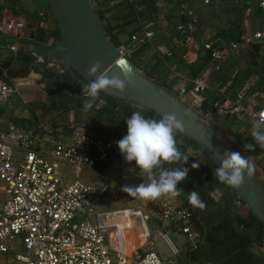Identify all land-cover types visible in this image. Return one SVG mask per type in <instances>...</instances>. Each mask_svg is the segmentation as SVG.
<instances>
[{
    "label": "crops",
    "instance_id": "obj_1",
    "mask_svg": "<svg viewBox=\"0 0 264 264\" xmlns=\"http://www.w3.org/2000/svg\"><path fill=\"white\" fill-rule=\"evenodd\" d=\"M21 1L25 10L29 12L38 10L36 0ZM239 3L248 6V18L245 22L246 33L264 31V11L260 10H264V6L261 5V0H213L210 5L204 4L202 0H158L160 12L156 21L147 24L150 25L148 26L149 29L154 32V37L147 46H141L135 51L133 55L136 61L135 67L152 80L154 84L171 94L174 99L178 98L182 89L193 83L192 73L186 67L197 68L201 64V56L205 54V50L200 44L201 39H212L220 30H227L230 22L236 17L234 8ZM39 12L44 15L40 26L47 29V37L41 42L38 41V43L50 47L62 43L61 33L58 34L60 31L59 25L50 8H45ZM9 13L13 19L18 18L4 6V1L0 0V20L10 18V16L7 18ZM184 14L186 16L196 15L199 19L196 34L197 42L193 46H187L184 43L183 37L177 29ZM132 30L133 27H127L116 32L122 45L130 44ZM35 32L25 26L17 33H0L4 39L3 42H0V81L6 80V77L19 79L24 85L23 87L28 88L25 90L27 92L24 98L22 95L21 97L13 96L7 103L0 106V129H6L10 123L37 129L39 138L36 149L47 156L53 150L56 142L71 143L75 131L78 130L92 135L103 134L109 136L116 144V149L119 150L117 142L127 135L126 120L134 112H140L146 118L160 119L154 112L155 116H150L147 113V110L150 109L105 93L101 97L105 99L106 105H99V107H93L91 110L85 111L83 105L86 99L78 96V90L86 80L79 74L70 71L72 81L69 82L60 72L66 68H59L54 62L49 63L45 70L37 67L40 70L38 72L31 70L24 77H22L23 75L18 78L10 77L8 72L14 66L12 58H15V56L7 46L18 44V52L22 49L27 52L25 47L21 45L22 40L19 39L33 40V33ZM8 36L17 38V40L8 42ZM222 67L224 68L223 71L215 72L211 68L205 73V77L208 78L210 84L209 91H214L216 94L221 93L223 80L226 77L233 79L235 76V83L239 85L235 91L224 92V102L227 99L234 100L238 92L244 88L247 91L244 103L248 108L254 111L261 108L264 104L260 97L261 94H264V43L256 44L252 49L248 48L233 52ZM74 76L79 78L77 85H72L75 79ZM233 81L234 79L228 81L224 88L230 89ZM71 85L76 86V89L70 90ZM33 89L39 92L35 95L30 94L29 90ZM44 90H47V100H45L44 94L42 96ZM31 95L34 96V101L45 106L41 107L44 111V120H41L38 114L29 115L23 109V106H26L28 102L26 98ZM202 101L201 97L188 94L182 105L199 121L209 125L213 119L202 117L197 110L203 103ZM97 103L99 102L97 101ZM46 109L47 112H45ZM34 118H36V121ZM225 119L227 120V126H223V128L243 135L246 141L255 142L251 136L255 122L248 115L240 118L237 116L225 117ZM40 124L46 128V132L39 129ZM223 131L225 130L223 129ZM190 141L192 140L181 135L177 140V146L189 157L188 163L184 165L188 169V178L183 182H188L191 191H202L199 196L206 207L203 210L199 209L200 212H197L196 208L193 207L194 216L196 215L198 219V221L194 220L193 224L197 229L204 231L205 238L196 250L191 251L190 243L184 236L178 233L173 234V240L180 250V255L177 257L178 264H264V229L260 226L261 223L249 218L251 213L249 208L238 199L233 200L231 212L227 209L229 213L225 214L223 211L224 204L219 202V198L215 199L216 193L210 192L208 187L203 188L206 179L215 173L214 163L212 162V164L209 159L204 157L201 149L195 147ZM197 154L201 155L200 161L204 170L202 175L194 178L190 175V169L195 162L193 157ZM121 162V152L115 150L108 162L98 164L94 169L83 172V176L88 183H94L98 188L102 185L109 188V192L104 193L95 205V213L124 210L138 204L155 216V222H149L151 230L157 227L171 229L169 223L158 219L155 205L166 201L174 207L189 209L187 204L189 203L188 195L190 193L180 183L178 188H180L181 194L178 197L162 196L155 201L130 197L121 191V186L125 184L138 185L147 182V178L141 176L138 172L123 176L118 180L113 179L112 176ZM178 167H183V164L165 165V168L169 169ZM61 176L65 184L74 180L71 170L67 167L61 170ZM0 190L5 192L3 186H0ZM91 221L96 222V215L91 218ZM143 231L144 228L140 218H132L130 228L126 231L129 236L126 240L129 250L139 249L142 253L150 250L143 237ZM156 250L165 258L171 257L170 249L164 242H159Z\"/></svg>",
    "mask_w": 264,
    "mask_h": 264
},
{
    "label": "built area",
    "instance_id": "obj_2",
    "mask_svg": "<svg viewBox=\"0 0 264 264\" xmlns=\"http://www.w3.org/2000/svg\"><path fill=\"white\" fill-rule=\"evenodd\" d=\"M211 1L203 0L206 5ZM261 5L264 6V0ZM198 24V17L191 15V22L178 25L187 46L196 44ZM25 26L23 19L15 18L7 26L1 23L0 33H11L12 30L17 33ZM148 26H142L133 34L130 44L118 47L122 56L131 60L137 48L152 41L154 32ZM260 43H264V31L247 32L239 42L225 46L218 39L202 38L200 41L202 48L211 51L217 63L215 72L220 71L233 52ZM7 48L16 58L18 44ZM89 82L85 81L79 87L81 98L88 99L83 89ZM23 86L19 79L6 77L0 81V106L13 96L21 97ZM209 90L210 84L205 77L194 81L190 91L182 89L179 96L184 101L188 94L204 100V94ZM246 93L242 88L234 100L217 103L218 115L222 118L248 115L253 122L259 120L264 104L258 110H250L244 103ZM260 97L264 103V94ZM103 100L101 106L106 105ZM39 129L46 132L41 124ZM38 138L37 129L15 123L0 129V182L4 183L3 189L8 196L0 209V255L6 257V264H178L180 250L173 234L184 236L191 251L203 243L204 231L193 224L194 211L174 207L166 201L155 206L158 219L169 223L171 229L157 227L151 230L149 222H155V216L138 204L124 210L95 213V205L109 188L105 185L98 188L80 178L83 172L109 161L116 150L112 139L78 130L71 143L56 142L46 156L36 149ZM65 167L74 176V180L66 184L61 176ZM95 215L96 222H92ZM136 217L142 222L143 237L150 247L144 253L139 249L129 250L126 244L129 238L126 231L132 218ZM159 242L166 243L171 257L165 258L156 250Z\"/></svg>",
    "mask_w": 264,
    "mask_h": 264
},
{
    "label": "water",
    "instance_id": "obj_3",
    "mask_svg": "<svg viewBox=\"0 0 264 264\" xmlns=\"http://www.w3.org/2000/svg\"><path fill=\"white\" fill-rule=\"evenodd\" d=\"M50 11L57 21L63 42L60 44L41 45L35 40H25L21 45L36 58L35 65L45 70L49 63L65 67L62 75L72 81L70 71L82 76L86 81L93 77L88 75L89 67L100 61L104 69L127 74V90L121 96L118 92L109 90L105 93L150 109L162 118L167 114H175L183 122V130L179 131L189 140L194 141L208 156L216 167L220 165L217 152L231 151L222 133L210 121L205 125L192 113L186 110L180 96L176 99L165 92L152 80L142 74L131 62L122 56L106 36L102 21L91 0H49ZM203 117V116H202ZM203 124V125H201ZM210 144L213 147H210ZM251 214L264 226V187L252 177L245 174L242 189L236 190Z\"/></svg>",
    "mask_w": 264,
    "mask_h": 264
},
{
    "label": "clouds",
    "instance_id": "obj_4",
    "mask_svg": "<svg viewBox=\"0 0 264 264\" xmlns=\"http://www.w3.org/2000/svg\"><path fill=\"white\" fill-rule=\"evenodd\" d=\"M102 68L100 61H96L88 69V75L93 79L83 89L84 95L88 97L83 105L85 111L104 103L101 92L108 93L113 90L123 96L127 90L126 73L110 68L102 71ZM260 117L253 125L251 136L256 145L264 149V112ZM126 123L127 135L117 142V146L126 162H135L140 175L146 177L147 182L122 185L121 191L130 197L148 201H155L162 196H180L178 184L188 178V169L184 165L189 160V157L179 150L175 139L176 133L183 130L182 120L175 114H167L157 120L134 112ZM256 145L246 143L244 149L254 152ZM210 147L213 145L210 144ZM217 157L220 159V165L216 168L214 176L220 183L240 190L245 183V174L249 180L253 177L254 165L250 157L245 158L239 152L227 150L222 154L217 152ZM178 163H182L183 167L165 168L166 164ZM192 168L198 169L199 164H192ZM188 202L201 210L206 207L197 191L188 195Z\"/></svg>",
    "mask_w": 264,
    "mask_h": 264
},
{
    "label": "trees",
    "instance_id": "obj_5",
    "mask_svg": "<svg viewBox=\"0 0 264 264\" xmlns=\"http://www.w3.org/2000/svg\"><path fill=\"white\" fill-rule=\"evenodd\" d=\"M3 1H4V6L13 15L17 16L20 19L25 20L26 26L30 30L36 31L35 33H33V38H34L33 40H37V42L38 41L41 42L44 40L45 37H47V29L40 26V24L43 21L44 15L40 14L38 10H36L35 12H29L25 10V8L22 5L21 0H3ZM91 1L95 2L96 4L95 9L105 28L106 36L117 47H120L122 45L120 42L119 36L116 33L117 31L124 30L127 27H133V30L131 31V36H132L133 34L138 32L143 25L154 23L160 12V9L158 6V0H136L135 2H129L126 0H91ZM247 8H248L247 5L239 3V5L234 8L236 17L234 18L233 21L230 22L229 28L227 30L225 29L220 30L214 37H212V40L218 39L221 41V43L224 46L230 45L235 42H239L242 36L246 33L245 22L247 21V18H248ZM260 10L264 11L262 9ZM181 18L182 19H181L180 25L181 24L187 25L189 22H191V15L186 16V14H184L182 15ZM60 33L61 32L59 31L58 34ZM144 46H147V45H144ZM253 47L254 45L249 49H252ZM12 59L14 62L13 63L14 69L12 68L8 72L9 73L8 75H10V77L12 78H18L22 75H23L22 77H24V75L29 74L31 70H35L37 72L40 71L35 65L36 58L32 56L31 54L25 52L23 49L18 52L16 58H12ZM131 62L134 66H136V61L134 60L133 56L131 58ZM200 62L201 64L198 65L197 68L186 67V68H189V70L192 73L193 83L197 79L205 78V73L211 68H212V71H214V67L217 65L216 61L212 58L211 51H208V50H205V54L201 56ZM222 65H221L220 71H223L224 69ZM21 72H24V73H21ZM65 79L67 78L65 77ZM233 79L234 81L230 85V89L224 88V85H226L228 81L233 80ZM233 79L231 77H226L223 80V85H221V89H220L221 93H217L218 96L214 91H207L204 94V100L202 101L203 103L197 110L201 114V116H203L204 118L213 119L212 122L214 123L217 130H219L222 133V136L226 139L232 152H239L245 158L250 157V160L252 164L254 165L253 177H255V179H257V181H259V183L264 187V149H261L258 145H256V142L252 143L250 141L244 140L243 135H240L239 133H233L231 132L230 129H227V130L231 136L228 135L225 131H223V129L218 124V123H221L222 126H225V127L227 126L226 125L227 120L218 115L215 105L217 103L221 104L224 102L225 100L224 92L225 91L229 92V91H235L237 89L236 87L239 84L237 85L235 83L236 81L235 76ZM193 83L190 84L189 86H186V89L190 91L193 87ZM78 96H79V90H78ZM147 111H148L147 113L150 116L151 115L155 116V114L151 110H147ZM100 135L104 136L107 139H111L109 136H106L103 134H100ZM181 135L182 134L179 131L176 133L175 135L176 141ZM190 143H192L195 147L201 149L194 141H190ZM246 143H251L253 145H256L255 151L254 152L245 151L244 145ZM116 150L117 152H120V150L118 149ZM202 155H204V157L209 159L208 156L203 151H202ZM121 157H122V162L119 165V167L116 169V171L114 172L112 176L113 179L118 180L119 178L123 176H128V175L140 172V170L136 168L135 162H132L131 164H129L128 162H126L122 154H121ZM193 158L195 160L194 163L199 164V168L193 169L191 166L190 175L196 178L197 176L203 174L204 167L202 166V163L200 161V158H201L200 154L195 155V157ZM209 161L211 160L209 159ZM213 166L215 169L217 168L214 164ZM210 177L211 178H208L207 181H205V184H204L205 186L203 185L204 186L203 188L208 187V189L210 188V192L212 193L214 192L218 194L217 198H219V202L224 204L223 211L225 212V214L231 212V209L233 207L232 206L233 200L235 199L240 200L236 194L235 189L230 188L223 183H220L219 180L215 178L214 174H211ZM181 185H183V187L186 189L188 193L192 192L188 186V182H181ZM201 192L202 191H198V193H201ZM187 205L190 209L194 211V208L192 205H190L189 203ZM227 209L229 212L227 211ZM249 218L253 221L258 222V220L251 213H250ZM195 220L198 221L196 215H195ZM260 226L262 227V229H264V226L262 224H260Z\"/></svg>",
    "mask_w": 264,
    "mask_h": 264
},
{
    "label": "rangeland",
    "instance_id": "obj_6",
    "mask_svg": "<svg viewBox=\"0 0 264 264\" xmlns=\"http://www.w3.org/2000/svg\"><path fill=\"white\" fill-rule=\"evenodd\" d=\"M37 1V6H38V10L39 11H42V10H44L45 8H49V0H36ZM92 2V1H91ZM92 4H93V6L95 7L96 6V4H95V2H92ZM11 14L9 13V15H7V18L10 16ZM12 16V15H11ZM10 16V18H8V19H6V20H0V24L1 23H3L5 26H7L10 22H11V20L13 19V17H11ZM19 19V18H18ZM20 31V30H19ZM14 32V30H12V32L11 33H13ZM0 42H3V37L0 35ZM17 40V38H14V37H11V36H8V39H7V41L8 42H15ZM20 41L22 40V41H25V39H19ZM75 77V79H74V82H73V84L72 85H77L79 82V78L77 77V76H74ZM70 86L69 87V89L71 90V89H73V90H75L76 89V86ZM26 89H28V88H24V87H22V88H20V93H21V95L23 96V98H24V95H26V92L27 91H25ZM30 91V94H36L37 92H39L38 90H35V89H33V90H29ZM43 93H42V96H43V94L45 95L44 97H46V99L45 100H47V90H44V91H42ZM34 97V96H33ZM32 97V95L31 96H29L28 98H26V101H28L27 102V104H26V106H23V109H25L27 112H28V114L30 115H39V117H40V119L41 120H44V111H42V108L41 107H45V106H43L42 104H40V103H37V101H34L33 98ZM45 112H47V109L45 110ZM35 119V121H36V118H34ZM219 125H220V127L221 128H223V126L221 125V123H218ZM224 130H225V132L228 134V135H230L229 133H228V130L227 129H225V128H223ZM89 132V131H88ZM231 136V135H230ZM72 173V172H71ZM211 178V177H210ZM73 179H74V176H73ZM208 179V178H207ZM207 179H206V181H207ZM80 180L81 181H83V182H85V183H87V184H93L94 185V183H88L87 182V180H85V178H84V176H83V173H82V175H81V178H80ZM4 185V183L3 182H0V186H3ZM96 186V185H95ZM215 199H218L217 197H218V194L216 193L215 194ZM6 199H7V195L5 194V192H3V191H1L0 190V207L2 206V204L6 201ZM196 211L197 212H200L199 211V208H196ZM0 264H6L5 263V257L4 256H2V255H0Z\"/></svg>",
    "mask_w": 264,
    "mask_h": 264
}]
</instances>
